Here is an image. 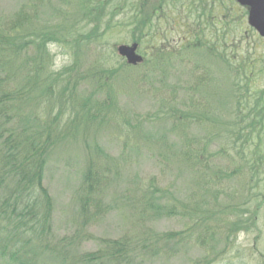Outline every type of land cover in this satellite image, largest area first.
Returning <instances> with one entry per match:
<instances>
[{
    "label": "rangeland",
    "instance_id": "obj_1",
    "mask_svg": "<svg viewBox=\"0 0 264 264\" xmlns=\"http://www.w3.org/2000/svg\"><path fill=\"white\" fill-rule=\"evenodd\" d=\"M47 1L48 18L62 20L64 15L67 17L65 22L74 21L72 14L76 12L77 0ZM91 1L98 6L99 12L107 14L99 31L103 36L95 40L99 34H92L90 41L80 39L79 43L69 39V47L49 46L56 71L69 68V74L73 71L71 75L80 76L89 75L97 68L114 69L117 64L124 65L125 61L118 56L116 48L134 44L128 20L139 8L140 0H118L114 4H106L107 0ZM200 3L207 5L199 8L206 15L212 10L210 14L215 19H210L208 24L204 18H198L194 5ZM232 3L233 0H166L162 8L164 11L172 10V18L176 21L175 24L172 22L174 27L169 33L170 40L174 42L170 44H176L180 33L184 34V23H191L192 30L198 25L203 30L202 37L207 42L203 48L206 49L191 50L190 57L191 62H199L202 67L199 71L191 67V74L188 65L176 67L164 77L155 78L164 82H154L153 90L148 86L132 87L128 83L130 77L142 74L144 70L117 74L116 82L108 83V86L114 83L116 106L104 110L103 119L98 120L93 109L97 107L95 104L87 107L89 114H96L97 119L88 120L80 105L61 99L59 84L53 85L51 94L42 95L40 91L46 84L40 81L37 90L30 92L28 109L31 117L36 115L43 120L56 118V122L63 121L60 126L76 117L70 124L71 135L55 146L44 173V186L53 205L52 228L58 238L73 235L81 227L76 201L86 159L97 158L111 171L106 179L105 197L100 203L104 210L96 221L90 219L85 228L92 239L74 247L73 252H96L103 239L127 238L146 247L143 264H193L206 252L212 255L219 252L213 264H264V204L256 214L255 199L250 198L251 194L264 195V171L256 182L257 189H252L256 186L250 182L251 174L240 161L242 153L236 154L234 150L227 127V124H237L238 121L234 116L236 107L232 98L240 82L248 89V107L254 103L264 107V41L248 26L245 10L240 9L236 13ZM29 4H33L40 26L45 13L38 9L35 0H0V26L13 20L18 11ZM114 7L121 10L105 29L110 20L108 15ZM180 10L187 16L191 14L190 20L178 21L183 18ZM228 10L232 18L226 17ZM39 26L35 24V27ZM93 27V24H85L82 36L90 35ZM210 47L214 48V53H209ZM33 53L31 50L30 56ZM139 53L145 58L150 55L145 45L139 46ZM7 56L0 54V76L5 75L3 64H8L12 67L11 74L17 87L23 86V80L16 72L22 59L13 63V59L6 60ZM100 62L104 65L99 66ZM250 62L258 70V75L245 85L236 74V68L240 66L241 69ZM90 82L91 86L90 83L83 84L87 94L91 89L100 94L97 85ZM131 82H137L135 76ZM74 91V98L82 104L87 94L81 96L80 90ZM19 101L22 108L23 100ZM98 101L103 103L104 95ZM184 113L189 117L185 118ZM191 113L198 118L205 115L209 121H191ZM209 118L214 119L217 125H211ZM41 122L44 125V121ZM33 125L37 130L42 128L37 122ZM213 132L217 137L214 142L211 140ZM223 148L225 154L221 155ZM206 159L212 171L204 168ZM217 171L221 172V181L215 179L214 172ZM151 185L157 190L167 191L170 198L176 199L172 203L178 214L176 217L148 221V214L141 206ZM262 201L259 198L257 204ZM163 202H167L165 197ZM241 217L246 229L237 232L229 244L226 242L228 230ZM152 232L180 235L170 243L153 245L155 238L150 237ZM197 238L207 244L195 247L193 243ZM212 246L213 250L210 249ZM43 258L41 256L40 260ZM0 264L8 263L0 261ZM44 264L56 263L47 259Z\"/></svg>",
    "mask_w": 264,
    "mask_h": 264
},
{
    "label": "trees",
    "instance_id": "obj_2",
    "mask_svg": "<svg viewBox=\"0 0 264 264\" xmlns=\"http://www.w3.org/2000/svg\"><path fill=\"white\" fill-rule=\"evenodd\" d=\"M126 1V0H121ZM177 1V0H176ZM51 2V0H50ZM118 0H107L106 4H114ZM166 0H140L139 8L135 9L134 15L128 20L131 30L132 41L138 46H147L150 55L144 57L141 65L132 67L126 63L117 64L115 68H97L89 75L75 76L69 74V68H63L56 71L53 68L52 58L48 51L49 46H58L60 48L69 47L68 40L74 39L79 43L80 39L90 41L91 35L99 34L95 37L98 40L103 33H99L102 23L107 18L106 13L99 12L97 5L91 0H77L75 19L73 22H65L64 15L62 20L50 19L47 17L49 3L47 0H35L38 9L45 13L43 23H38V16L33 8V4L22 7L15 15L13 20L0 26V54L6 60L13 59V63L22 59L16 72L23 80V86L17 87L16 79L11 74V66L3 64L4 76H0V261L8 264H44V260L50 259L56 264H143L147 254L146 247L130 239L106 240L99 242L100 247L96 252L75 253L74 247L85 240H91L92 237L85 230L89 225V220L96 221L104 209L100 208V203L105 197L107 176H110V169L106 164L98 161L97 158L89 157L84 162L83 171L80 175L79 193L77 194V206L79 210L80 228L74 231L73 235L58 238L53 232V205L52 199L44 186V173L48 157L60 140H64L72 133L70 124L73 120H67L65 125L60 126L63 121L56 122V118H39L36 115L30 116L29 100L30 92L37 90L39 82L45 85V89L40 94L52 93L53 85L61 86L60 98L67 103L78 104L84 110L88 120H94L96 114H89V104H95L93 108L98 114L97 118L106 111L116 106L117 97L113 91L117 74L121 72H134L144 70L142 74L134 75L137 82H131L134 76L130 77V86L137 85L155 88L154 82H164L155 78L164 77L174 68L190 66L194 71H199L202 65L199 62H191V50H197L205 47L207 42L202 37L203 30L200 25L194 30L191 29V23H184L182 28L184 34H181L179 41L174 43L170 40L169 33L172 22V10L162 8ZM176 4V3H175ZM198 18L203 19L206 24L209 20H214L210 14L212 10L204 13L199 10L200 7H207L203 3L194 5ZM193 7V6H192ZM121 8H115L111 12L110 20L106 28L111 23L114 15H118ZM150 11L151 14H146ZM47 12V13H46ZM99 12V13H98ZM180 10L179 14L183 19H189V16ZM62 21V22H61ZM114 21V20H113ZM201 21V20H200ZM35 24L38 27H35ZM87 25H94L90 35L82 36L83 28ZM214 24V23H213ZM204 25V24H203ZM162 26V27H160ZM205 27V26H204ZM109 28V27H108ZM191 36H193L191 38ZM103 38V37H102ZM194 39V40H192ZM192 42V43H191ZM78 46V44H77ZM194 48V49H192ZM211 48V49H210ZM208 48L209 53H214L213 47ZM206 49V48H203ZM34 50L30 56V51ZM77 54V53H76ZM75 54V55H76ZM218 57H221L218 55ZM99 66L104 65L103 62ZM7 70V71H5ZM240 66L236 68L238 77H242ZM15 74V73H14ZM69 74V75H68ZM95 83L100 94L91 89L87 94L85 83ZM114 82L110 86L108 83ZM49 83V85H48ZM163 87V84H162ZM239 84L235 87L232 101L235 103L234 116L237 124H227L229 136L234 143L236 154L242 153L240 161L248 171L250 182L256 186L259 175L264 166V107L254 103L249 108V117L240 116L241 108L246 99L248 90H241ZM80 90L81 96L87 94L82 100V104L74 98L75 91ZM68 91V94L66 92ZM194 93V91H191ZM104 95V102L98 99ZM115 95V97H114ZM23 100L22 108L19 100ZM25 101V103H24ZM78 102V103H77ZM242 102V105H240ZM61 115L62 113L59 112ZM188 118L189 114L184 113ZM96 118V119H97ZM203 115L202 118L194 116L191 113V121L200 122L209 121ZM210 119L211 125H217L214 119ZM44 121V125L42 122ZM35 122L41 124L42 128H34ZM19 127V128H18ZM215 132L212 135V142L216 139ZM256 140V141H255ZM210 142V143H212ZM225 148L220 152L225 154ZM251 149V152H248ZM249 155V156H247ZM204 168L206 171H212L206 159ZM111 172V171H110ZM106 173V175L104 174ZM215 179L221 181V172H214ZM218 176V177H217ZM254 190L256 188H252ZM149 192L143 196L142 208L148 214V221L166 217L173 218L178 214L176 212L175 198H170L167 191L157 190L153 185L148 187ZM163 197L167 202H163ZM251 199L256 202V214L259 207L264 204V195L258 196L251 194ZM259 198L263 201L258 205ZM259 203V202H258ZM248 205L247 203H245ZM93 209V211H91ZM192 220V218H191ZM244 218L235 222L229 228L226 242L230 244V239L236 236L237 232L245 230L243 226ZM180 234H156L152 232L150 237L155 238V243H170L175 236ZM192 235V231H191ZM207 242L197 238L194 240L195 247L206 245ZM213 250V246L210 247ZM152 253V252H151ZM213 253V251L211 252ZM219 252L212 255L206 252L205 256L195 261L193 264H213L218 258ZM44 258L40 260V257Z\"/></svg>",
    "mask_w": 264,
    "mask_h": 264
},
{
    "label": "water",
    "instance_id": "obj_3",
    "mask_svg": "<svg viewBox=\"0 0 264 264\" xmlns=\"http://www.w3.org/2000/svg\"><path fill=\"white\" fill-rule=\"evenodd\" d=\"M239 5L248 8V25L255 29L264 38V0H235ZM137 44L120 45L117 53L131 66L142 63L143 58L137 54Z\"/></svg>",
    "mask_w": 264,
    "mask_h": 264
},
{
    "label": "flooded vegetation",
    "instance_id": "obj_4",
    "mask_svg": "<svg viewBox=\"0 0 264 264\" xmlns=\"http://www.w3.org/2000/svg\"><path fill=\"white\" fill-rule=\"evenodd\" d=\"M234 5V7L237 9L236 11V13H238V11L240 10V9H242V8H240V7H238V5H236V4H233ZM231 11H234V8L232 9H230ZM245 10V9H244ZM230 14H231V12H230ZM226 16H228V13H227V15ZM253 32L259 37V35H258V33L256 32V31H254L253 30ZM260 38V37H259ZM262 40V39H261ZM264 41V40H263ZM225 48H227V45H226V47ZM242 73H243V75H242V77H241V79H242V81H244L246 84L245 85H249V83H250V80L253 78V77H256L257 75H258V70H256L255 68H253V65H252V63L250 62V64L249 65H247V66H244V67H242L241 68V70H240ZM239 87H241L240 89L241 90H245L246 88H245V86L243 85V82H240L239 83ZM248 89H246V91H247ZM248 98L246 97V99L244 100V103H243V105H242V102H241V104L240 105H242V108H241V114H240V116H245L246 115V118H248L249 117V115H250V113H249V108L250 107H248Z\"/></svg>",
    "mask_w": 264,
    "mask_h": 264
}]
</instances>
